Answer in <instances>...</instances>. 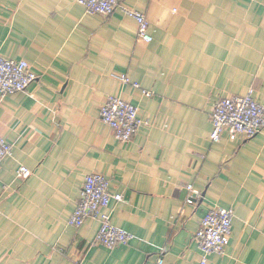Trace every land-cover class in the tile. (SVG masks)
<instances>
[{
    "label": "crops",
    "instance_id": "crops-1",
    "mask_svg": "<svg viewBox=\"0 0 264 264\" xmlns=\"http://www.w3.org/2000/svg\"><path fill=\"white\" fill-rule=\"evenodd\" d=\"M121 5L146 15L151 42L121 8L105 16L77 0H0V53L38 76L0 93V133L13 144L0 171V264H200L194 236L214 206L235 218L225 254L207 264H264V130L210 138L222 96L254 88L264 104V0ZM108 96L149 121L130 142L100 118ZM95 172L122 196L107 211L133 235L127 245L95 243L98 219L69 224ZM188 185L199 191L191 203Z\"/></svg>",
    "mask_w": 264,
    "mask_h": 264
},
{
    "label": "built area",
    "instance_id": "built-area-1",
    "mask_svg": "<svg viewBox=\"0 0 264 264\" xmlns=\"http://www.w3.org/2000/svg\"><path fill=\"white\" fill-rule=\"evenodd\" d=\"M88 14L110 15L121 8L123 13L133 18L138 25V38L151 42L150 22L146 15L128 6L121 0H77ZM38 76L31 70L29 62L10 59L0 53V93L3 96L28 90ZM122 80L127 82L126 77ZM101 120L107 124L121 142H130L133 136L149 121L140 115L138 106L120 97L108 96L100 110ZM264 130V104L250 88L245 95L222 96L218 99L211 114L210 138L219 142L226 135L230 140L250 139ZM13 154V144L0 133V171L2 160ZM31 170L25 166L19 169V178H28ZM110 180L101 173H91L85 177L78 204L70 217L69 224L83 226L89 219L100 220V228L95 243L109 249L129 244L133 235L117 227L107 211L112 200L120 201L122 196L110 190ZM191 191L189 202L199 191L188 185ZM235 211L233 208L214 206L202 218L194 236V244L202 253L200 264H207L210 255H223L230 243ZM160 264L162 259H160Z\"/></svg>",
    "mask_w": 264,
    "mask_h": 264
}]
</instances>
